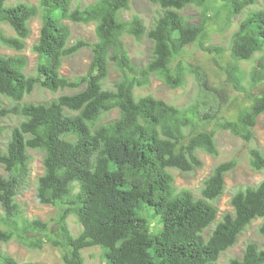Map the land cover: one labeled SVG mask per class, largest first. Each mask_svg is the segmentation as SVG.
Wrapping results in <instances>:
<instances>
[{
    "label": "trees",
    "instance_id": "obj_1",
    "mask_svg": "<svg viewBox=\"0 0 264 264\" xmlns=\"http://www.w3.org/2000/svg\"><path fill=\"white\" fill-rule=\"evenodd\" d=\"M0 0V45L22 52L32 34L30 22L42 13L36 76H27L25 56L0 54V121L10 115L23 118L11 133L5 152L0 151V264H19L3 252V245L16 239L30 250L46 244L62 252L63 264H85L83 250L100 247L107 264H218L221 255L233 248L255 221L262 219L264 237V181L236 192L232 213L217 222L215 202L224 188L220 167L205 180L202 197L178 190L170 169L190 173L204 166L201 151L219 155L216 133L229 131L250 143L264 115V93L254 96L234 119L221 117L227 97L212 89L200 68L176 61L196 44L209 54L223 55L222 47L208 45L210 0H149L160 8L152 27L146 29L139 17H121L133 0H97L84 8H72L74 0H39V7L26 3L8 6ZM236 17L257 0H220ZM190 5L204 9L197 25L181 11ZM65 21L96 25L97 42L70 45L71 30ZM16 36H8L3 25ZM230 25V24H227ZM151 43L145 66L133 63L124 37ZM91 47L93 58L86 75L73 80L62 73L64 58ZM254 61L249 74L250 89L264 83V10H250L232 35L230 60L222 66L227 83L242 86L240 63ZM112 62L120 78L112 89L104 88ZM168 62H174L171 69ZM194 75L204 95L201 100L179 108L152 95L136 97L153 76L171 89L183 88ZM37 85L52 92L76 91L49 103H23ZM222 90V89H221ZM5 99L15 102L6 106ZM100 99H103L100 102ZM100 102L98 107L91 108ZM119 111L117 120L99 124L104 114ZM208 125L214 129L209 130ZM3 134L0 128V137ZM44 152V174L38 180L36 200L59 209L49 222L28 219L17 202L30 172L29 150ZM252 168L264 166V152L251 149ZM213 184L218 190H211ZM152 212V214L150 212ZM150 215L159 217L151 224ZM75 216L82 230L74 236L68 219ZM217 222V223H216ZM216 223L210 236L205 231ZM157 227V230L156 228ZM38 264V263H23ZM231 264H264V248L247 245L241 259Z\"/></svg>",
    "mask_w": 264,
    "mask_h": 264
},
{
    "label": "rangeland",
    "instance_id": "obj_2",
    "mask_svg": "<svg viewBox=\"0 0 264 264\" xmlns=\"http://www.w3.org/2000/svg\"><path fill=\"white\" fill-rule=\"evenodd\" d=\"M97 0H74L72 8H84ZM19 3H26L39 7V0H11L8 6H13ZM264 10V0H257L256 4L244 11L236 17H232L226 5L220 0H210L208 15L210 20L207 28L211 35L207 40L208 45L218 46L225 49L223 55H215L203 52L196 44L189 46L183 55L176 61H184L187 65L200 67L208 77V84L212 89L220 92L227 97V102L221 108V117L234 119L238 112L246 105H249L252 97L264 93V83L260 84L254 89H250L249 74L254 67V61H244L240 63L243 72L242 86L247 92L236 90L233 85L227 83V75L222 66H226L230 60V44L232 35L237 31L240 22L247 16L250 10ZM160 12L158 5L153 4L149 0H133L130 4V9L124 11L121 17L127 21L134 17H139L146 29L152 27V24ZM181 14L185 19L193 25L199 24L204 19V9L198 5H190ZM66 25L71 30L70 45L82 40L91 44L97 42L94 23L81 24L71 21H65ZM230 24V25H227ZM42 27V13L33 18L30 22L32 34L27 40V47L22 52H17L12 49L0 45V54L4 56L22 55L28 60V65L25 69L27 76H36L38 67V54L33 47L38 43L40 37V30ZM2 29L8 36H16L14 30L9 25H3ZM126 48L130 54L133 63L137 66H145L151 56V43L145 37L141 41H137L133 36L126 35L124 37ZM93 58L91 47H84L74 55L64 58L62 75L68 79H75L84 76ZM174 62H168L169 68H173ZM120 75L114 64H109V76L104 80V88L112 89L114 84L119 81ZM222 89V90H221ZM76 91H61L52 92L37 85L34 91L25 97L23 103H49L57 99L61 95L73 94ZM136 97L152 95L157 99L163 100L168 104L179 108L187 107L198 100L202 99L204 95L199 83L196 81L194 75H188L186 85L183 88L171 89L164 84L163 81L153 76L150 84L147 87L137 89ZM103 99H100L102 102ZM100 102L94 103L91 108L98 107ZM5 104L11 107L15 102L5 99ZM119 117V111L114 110L110 113L104 114L99 124H107L114 122ZM23 121L21 116L10 115L0 121V128L3 134L0 137V151L5 152L7 145L11 139L12 130L19 126ZM209 130L214 129L212 125H208ZM216 142L219 148V155L213 157L201 151L198 156L202 159L204 166L196 169L190 173H183L176 168L170 169V172L175 178V186L178 190H189L195 198L202 197V190L205 187V180L212 175L216 168L220 167L224 173L225 188L220 198L215 202L218 208L217 222L227 213H232L231 199L233 195L239 190L247 187H255L264 181V166L260 169H254L250 163L251 149H260L264 152V115L258 119V124L255 128V138L252 142L247 143L237 138L229 131L219 130L216 133ZM30 156V172L21 188L17 202L24 211L25 216L30 219H39L44 222H49L51 233L57 235V225L53 222L59 214V209L51 205H41L36 200V192L39 178L44 174V152L39 150H29ZM0 174L7 177L3 167H0ZM211 190H218V185L213 184ZM0 212L2 210L0 208ZM150 212V211H149ZM152 214V212H150ZM151 224L159 222V217L150 215ZM216 222V223H217ZM263 220L255 221L246 231L239 237L237 244L224 252L218 264H231L232 259H241L246 247L250 243H256L259 247L264 248V237L259 233V227ZM216 223L208 228L204 236L208 238L213 231ZM69 228L74 236H78L82 227L75 216L68 219ZM157 230V227H155ZM4 228L0 226V231ZM3 252L14 257L19 264L23 263H38V264H63L62 252L60 249L46 244L43 250H30L21 245L16 239H13L8 244L3 245ZM85 264H107V259L103 250L100 247L85 249L83 252Z\"/></svg>",
    "mask_w": 264,
    "mask_h": 264
},
{
    "label": "clouds",
    "instance_id": "obj_3",
    "mask_svg": "<svg viewBox=\"0 0 264 264\" xmlns=\"http://www.w3.org/2000/svg\"><path fill=\"white\" fill-rule=\"evenodd\" d=\"M92 62V61H91ZM91 64V63H90ZM89 69V68H88ZM62 73V72H61ZM86 75V74H85ZM82 77V76H81ZM66 78V77H65ZM71 80V79H70ZM59 92V91H58ZM61 92V91H60ZM76 93V92H75ZM69 95V94H68ZM62 96V95H61ZM60 97V96H59ZM18 116V115H17ZM237 137V136H236ZM239 138V137H237ZM242 140V139H241ZM245 142V141H244ZM258 186V185H257ZM43 250V249H42ZM84 251V250H83Z\"/></svg>",
    "mask_w": 264,
    "mask_h": 264
}]
</instances>
